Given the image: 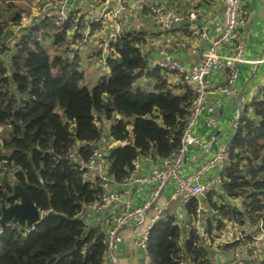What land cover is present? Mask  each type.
Segmentation results:
<instances>
[{"label": "trees", "instance_id": "trees-1", "mask_svg": "<svg viewBox=\"0 0 264 264\" xmlns=\"http://www.w3.org/2000/svg\"><path fill=\"white\" fill-rule=\"evenodd\" d=\"M22 13L0 0V206L19 200L18 185L41 218L30 227L16 218L0 224V264H106L107 231L82 216L103 189L83 162L100 148L108 177L123 183L139 158L170 156L193 91L177 70L149 64L143 36L127 29L93 53L108 75L88 87L77 45L84 27L95 26L78 13L61 25L46 16L26 23ZM227 146L219 186L204 193L203 219L194 196L184 202L187 232L174 216L149 227L150 264H221L215 249L242 245V261L264 264V85L238 115ZM229 224L230 242L217 241Z\"/></svg>", "mask_w": 264, "mask_h": 264}, {"label": "crops", "instance_id": "crops-1", "mask_svg": "<svg viewBox=\"0 0 264 264\" xmlns=\"http://www.w3.org/2000/svg\"><path fill=\"white\" fill-rule=\"evenodd\" d=\"M16 4L17 1L13 0ZM24 1V0H21ZM44 0H28L27 6L22 8V17L29 22L38 17V7ZM242 7L246 10V17L240 27V38L243 41L242 55L246 61L237 63L235 68L237 76L228 91H221L219 87L224 84V74L214 68L209 79L214 92L206 95V102L214 108L215 124L208 122L207 114L203 111L191 126V132L204 139L206 145H191L184 154L180 173L183 176L194 173L202 164L213 156L218 145L228 144L235 127V122L242 109L250 102L258 90L264 85V0H241ZM162 6L182 15L195 13L194 19L185 18L171 29L161 27L155 16V8ZM223 0H67V10L70 13L83 15L89 26L90 35L84 42L77 45L78 55L83 68L90 70L89 82L108 74V69L101 64L99 58L93 53L98 49V36L105 38L114 29L115 22L120 21L125 29L138 32L143 36L142 51L146 54L149 64L165 63L167 60L190 66L198 63L210 42L222 30ZM27 14V17L24 15ZM96 21V22H95ZM195 25L191 28L190 24ZM204 30V35H201ZM88 32V33H89ZM220 52L231 54V44H225ZM104 73H101V70ZM98 77V79H99ZM170 82L177 83V77L170 75ZM161 159L141 157L136 161L135 173L137 176H146L152 168L161 167ZM220 166L206 170L198 180L209 182L212 186H219ZM110 190L123 192V199L115 201L99 211L86 209L82 213L90 225L100 224L108 231L114 216L119 214L125 203L130 207L142 205L152 192L153 184L146 182L118 183L109 180ZM176 183L168 180L158 198L145 212V224H138L130 220L119 229L114 240V254L116 264H142V250L136 246L135 239L145 225H152L154 221L166 216H174L187 232L189 216L184 210L181 197L171 198ZM199 198L201 220L209 211L206 205L205 194ZM254 232V227L249 226ZM234 226L225 228L217 241L230 242ZM184 232V233H185ZM262 232L258 233L257 240H261ZM245 245L233 248L215 249L214 260L221 264H246L244 261ZM106 264H109L106 258ZM185 264H190L188 261Z\"/></svg>", "mask_w": 264, "mask_h": 264}, {"label": "built area", "instance_id": "built-area-1", "mask_svg": "<svg viewBox=\"0 0 264 264\" xmlns=\"http://www.w3.org/2000/svg\"><path fill=\"white\" fill-rule=\"evenodd\" d=\"M223 18L221 32L211 40L207 50L203 53L201 60L193 65L185 66L167 60L165 63H154L168 68L175 69L179 72L182 81H184L193 91V96L190 103L189 113L187 116L185 127L180 137V143L176 151L170 156L161 158V167H154L146 176H137L135 169L125 178L126 182H146L153 184L152 192L149 199L142 205L130 207L125 203L122 211L113 217L111 226L106 234L107 255L106 258L109 264H116L117 259L114 254V240L119 231L130 220H136L138 224H145V212L151 204L158 198L160 191L165 183L173 179L176 183L175 190L171 193V198L181 197L183 202H186L190 197L198 196L210 190L212 187L209 182H200L198 180L206 170L220 166L227 161L228 146L227 144L218 145L213 156L202 164L194 173L183 176L180 173L184 154L186 149L191 145H206L204 139L199 138L191 132V126L196 122L197 116L201 112L207 114L210 124L216 123L214 116V108L206 102V95L214 92V88L210 84L209 75L212 69L216 68L224 74V84L219 87L221 91H228L231 84L234 82L237 71L236 64L246 61L243 58V41L240 38V27L243 25L246 17V10L241 5V0H223ZM37 15L48 17L55 25H61L67 21L69 13L67 10V0H44L38 7ZM155 16L161 27L171 29L179 24L183 19H194L195 13L190 12L188 15L176 13L162 6L155 8ZM191 28H195L194 23L190 24ZM89 26L84 27L82 41L87 39ZM126 29L120 21L115 22V29L105 38L102 39L100 47L106 50V45L118 34ZM201 35H204L202 30ZM16 42V32L12 33L7 39V44L12 46ZM225 44H231L232 53L223 54L220 49ZM83 165L95 176L99 177L100 185L103 189L98 201L92 203L89 209L96 212L112 204L115 201L123 199V192L118 190H110L109 180L106 173V158L100 148H95L92 155ZM197 213L201 215V209H197ZM150 225H145L135 239V244L142 252V264H150V257L147 253V238ZM197 234L200 237H206L200 222L196 219L193 223ZM181 264H185L181 261Z\"/></svg>", "mask_w": 264, "mask_h": 264}, {"label": "water", "instance_id": "water-1", "mask_svg": "<svg viewBox=\"0 0 264 264\" xmlns=\"http://www.w3.org/2000/svg\"><path fill=\"white\" fill-rule=\"evenodd\" d=\"M14 194L19 196V200L8 206L1 205L0 224L9 222L13 218L18 220L20 225L32 226L41 218L39 209L30 200L27 193L18 185H14Z\"/></svg>", "mask_w": 264, "mask_h": 264}, {"label": "rangeland", "instance_id": "rangeland-1", "mask_svg": "<svg viewBox=\"0 0 264 264\" xmlns=\"http://www.w3.org/2000/svg\"><path fill=\"white\" fill-rule=\"evenodd\" d=\"M17 3L20 5V6H27V3H28V0H24V1H17ZM16 3V4H17ZM25 13V12H24ZM27 14L28 13H25L24 15L27 17ZM28 18H26V19H24V20H27ZM102 43V37H100V35L98 36V39H97V44H98V46H100V44ZM82 68H83V66H82ZM85 69V84L88 86V87H91V86H93L96 82H97V80H98V75H96V77H95V79L93 80V81H91V82H89L88 81V77H89V73H90V70L89 69H87V68H84ZM101 73L103 74L104 73V70L102 69L101 70ZM108 75V74H107ZM106 75V76H107ZM259 241H261V240H259Z\"/></svg>", "mask_w": 264, "mask_h": 264}]
</instances>
